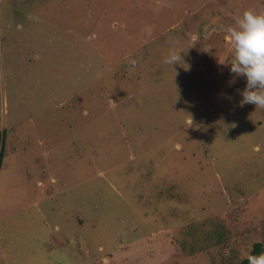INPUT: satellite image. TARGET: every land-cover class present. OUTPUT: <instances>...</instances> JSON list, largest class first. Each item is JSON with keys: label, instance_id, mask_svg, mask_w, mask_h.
I'll use <instances>...</instances> for the list:
<instances>
[{"label": "rangeland", "instance_id": "rangeland-1", "mask_svg": "<svg viewBox=\"0 0 264 264\" xmlns=\"http://www.w3.org/2000/svg\"><path fill=\"white\" fill-rule=\"evenodd\" d=\"M246 9L264 0H0V264L264 250V109L226 64Z\"/></svg>", "mask_w": 264, "mask_h": 264}, {"label": "clouds", "instance_id": "clouds-1", "mask_svg": "<svg viewBox=\"0 0 264 264\" xmlns=\"http://www.w3.org/2000/svg\"><path fill=\"white\" fill-rule=\"evenodd\" d=\"M226 33L231 49L226 64L230 65L232 73L245 79L239 104H254L264 109V12L244 10L234 24L226 28ZM180 54L170 50L164 63L171 68L174 64H184ZM131 63L135 65L134 60ZM189 124H192L191 118ZM246 259L248 264H264V251L248 254Z\"/></svg>", "mask_w": 264, "mask_h": 264}, {"label": "trees", "instance_id": "trees-1", "mask_svg": "<svg viewBox=\"0 0 264 264\" xmlns=\"http://www.w3.org/2000/svg\"><path fill=\"white\" fill-rule=\"evenodd\" d=\"M0 160H1V154H0ZM262 251H264V250H263V248H262L261 243L256 242V243H254V244L252 245V249H251V251H250L249 254H257V253H260V252H262ZM238 264H248V261H247L246 258H244V259H242L241 261H239Z\"/></svg>", "mask_w": 264, "mask_h": 264}]
</instances>
